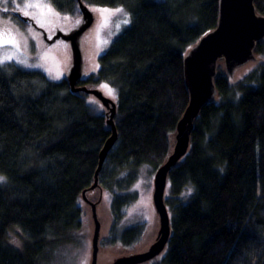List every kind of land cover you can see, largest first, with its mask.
Masks as SVG:
<instances>
[{
    "label": "trees",
    "instance_id": "16d2710c",
    "mask_svg": "<svg viewBox=\"0 0 264 264\" xmlns=\"http://www.w3.org/2000/svg\"><path fill=\"white\" fill-rule=\"evenodd\" d=\"M124 6L130 22L79 81L116 91L118 137L99 173L119 221L135 196L126 193L140 165L156 169L170 153L176 125L189 101L184 55L216 27L219 0H82ZM80 16L77 0H50ZM264 14V0H255ZM264 39L255 53L259 60ZM240 80L220 64L217 98L201 109L186 155L168 174L165 202L171 234L159 264H264V61ZM106 109L67 80L10 62L0 67V264H45L72 240L86 215L99 153L111 135ZM188 189L191 193L188 194ZM19 228L22 248L7 242ZM141 226L109 236L127 249ZM153 259V260H155ZM150 260L148 262H151ZM147 263V262H145ZM143 263V264H145Z\"/></svg>",
    "mask_w": 264,
    "mask_h": 264
},
{
    "label": "water",
    "instance_id": "95a60500",
    "mask_svg": "<svg viewBox=\"0 0 264 264\" xmlns=\"http://www.w3.org/2000/svg\"><path fill=\"white\" fill-rule=\"evenodd\" d=\"M255 0H219V16L216 27L203 34L184 55V74L189 90V101L177 122L173 146L165 161L156 169L153 180L152 203L158 219V229L154 240L146 247L123 254L106 256L104 264H143L161 255L171 234V216L165 202L168 186V174L188 152L194 122L204 105L217 98L215 77L221 64L226 74L233 78L235 72L257 60L255 48L264 39V14L257 11ZM80 16L79 23L68 32L57 30L49 37L46 31L36 25L33 18L24 16L21 11L18 17L42 33L47 45L57 40H64L71 48V63L65 74L70 88L83 91L98 100L106 109L107 123L111 126V135L105 141L100 153L94 182L90 193L98 191L96 200H92L86 190L82 192L83 202L88 206L93 221L91 236V256L89 264H100L101 253V220L98 206L103 189L98 188V178L109 150L115 144L118 133L114 121L116 102L102 88L78 84L86 75L85 61L81 40L85 32L94 24L95 14L90 6L77 0ZM101 264H103L101 262Z\"/></svg>",
    "mask_w": 264,
    "mask_h": 264
},
{
    "label": "rangeland",
    "instance_id": "374dc122",
    "mask_svg": "<svg viewBox=\"0 0 264 264\" xmlns=\"http://www.w3.org/2000/svg\"><path fill=\"white\" fill-rule=\"evenodd\" d=\"M49 2L50 0H8V3L0 4V21H4L7 26L13 27L14 30L18 29L19 33L22 34L17 36V39L20 41V47L16 50V59L26 61V64L31 66L18 64L16 60L8 61L6 63L13 62L27 69L42 70L51 80L59 81L65 77L67 69L71 63V48L69 43L64 40H57L53 44L47 45L42 37V33L29 23L21 20L17 15L18 11L23 13V11L26 10L24 5L27 3H40L46 5ZM51 7L54 10V14L45 16H40L38 9H30V12L32 13L30 17L33 18L38 27L46 31L49 37L55 34L57 30L68 32L76 25L78 18H72L69 15L57 12L52 4ZM91 8L95 14V22L85 32L81 40V47L85 61V75L97 69V57L108 49L119 31L127 25L123 23V20L128 19L130 21V15L124 6H92ZM116 8H123L124 13H117L109 16L107 18V23L105 24L100 12L97 10H113ZM4 9L7 10L5 11ZM125 13L127 15H125ZM40 21L43 22V26H41ZM117 25H119V28H117ZM12 52V49L5 51L0 48V56L11 55ZM259 58V60L257 59L258 61H264V47L263 53L260 54ZM257 60L238 69L234 74V80H240L246 74L251 72L256 67V64L258 63ZM57 74H59V79L53 78ZM103 85L105 84H102L99 87L107 94V90L102 87ZM108 96L113 98L110 95ZM154 174L155 169L150 164L146 163L139 166L136 179L125 191L126 193L135 196V199L125 209L124 216L117 222L113 219L110 207L112 194L103 190L101 202L98 206L102 225L100 245L101 253L104 256L101 258L99 262L100 264L101 262L104 264L110 259L108 258L110 256L112 257L132 250H139L146 247L154 240L158 229V219L152 203ZM0 177L4 178L3 181L0 182V185L5 184L7 182L6 177L2 174H0ZM166 193H168V188ZM98 194L97 191L92 193L91 196L96 197ZM85 209L86 215L82 229L76 233L72 240L53 249L50 256L48 255V258L44 260L45 264L90 263L93 221L91 219L89 208L85 207ZM134 226H141L142 232L141 238L137 242L138 244L133 248L127 249L119 241L110 246L103 245L102 242L104 239L109 238L111 235L119 237L122 231ZM13 241H16V243ZM23 241L24 234L19 228L11 229L8 232L7 242L10 245L20 249L22 248ZM158 261L159 259H155L145 264H159L157 263Z\"/></svg>",
    "mask_w": 264,
    "mask_h": 264
},
{
    "label": "snow or ice",
    "instance_id": "6c2138e0",
    "mask_svg": "<svg viewBox=\"0 0 264 264\" xmlns=\"http://www.w3.org/2000/svg\"><path fill=\"white\" fill-rule=\"evenodd\" d=\"M6 3H8V0H0V4H6ZM24 8L26 9L25 11H23L24 16H30L32 14L30 12V9H33V8L39 10L40 16L54 14V10L52 9L50 2L46 5H42L40 3H27L24 5ZM4 10L6 11L7 9H4ZM97 11L100 12L105 24L107 23V18L109 16L115 15L117 13H124L123 8H116L113 10L98 9ZM125 15L127 14L125 13ZM129 22L130 21L128 19L123 20L124 24H128ZM40 23H41V26H43V22L40 21ZM77 23H79V21H77ZM117 28H119V25H117ZM18 35H22L21 33H19L18 29L14 30L13 27L7 26L4 21H0V48L4 49L5 51H8L9 49L13 50L11 55L0 56V67H3L6 62L12 61V60H16L18 64H25V66H31V65H27L26 61L16 59V50H18L20 47V41L17 39ZM53 78L59 79V74H57ZM102 87H104L107 90L108 95L115 98V90L113 88H111L107 84L103 85ZM3 179H4L3 177H0V182H2ZM191 191H192L191 189H188V194H190ZM13 242L16 243V241H13Z\"/></svg>",
    "mask_w": 264,
    "mask_h": 264
},
{
    "label": "bare ground",
    "instance_id": "6f19581e",
    "mask_svg": "<svg viewBox=\"0 0 264 264\" xmlns=\"http://www.w3.org/2000/svg\"><path fill=\"white\" fill-rule=\"evenodd\" d=\"M198 41V40H197ZM194 45V44H193ZM192 46V45H191ZM105 143V142H104ZM103 194V193H102ZM96 197H98V196H96ZM85 207H88V206H86V205H84ZM8 234V233H7ZM150 244V243H149Z\"/></svg>",
    "mask_w": 264,
    "mask_h": 264
},
{
    "label": "flooded vegetation",
    "instance_id": "af4514ba",
    "mask_svg": "<svg viewBox=\"0 0 264 264\" xmlns=\"http://www.w3.org/2000/svg\"><path fill=\"white\" fill-rule=\"evenodd\" d=\"M155 258H156V257H155ZM155 258H154V259H155ZM152 260H153V259H152Z\"/></svg>",
    "mask_w": 264,
    "mask_h": 264
}]
</instances>
